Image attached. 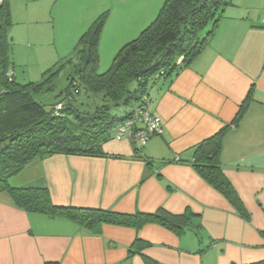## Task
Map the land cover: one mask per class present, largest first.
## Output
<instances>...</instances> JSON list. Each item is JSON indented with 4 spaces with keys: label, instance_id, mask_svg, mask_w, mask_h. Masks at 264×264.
Here are the masks:
<instances>
[{
    "label": "crops",
    "instance_id": "crops-1",
    "mask_svg": "<svg viewBox=\"0 0 264 264\" xmlns=\"http://www.w3.org/2000/svg\"><path fill=\"white\" fill-rule=\"evenodd\" d=\"M231 1L210 45L189 67L151 89L149 109L162 129L144 147L137 149L128 137L114 138L104 145L107 157L54 155L34 160L9 180L12 187L48 188L59 206L125 214L159 208L182 214L190 209L198 215L195 224L202 228L200 235L189 231L178 236L157 224L140 231L106 225L101 235H93L68 218L28 213L0 189V264L264 260V0ZM149 6L142 5L137 23L132 13L123 15L126 25L132 26L128 29L137 31L154 21L158 9ZM101 11L92 7L84 13L73 27V36L85 33ZM104 34L105 28L101 40ZM246 102L239 126L224 138L220 159L250 213L249 222L186 163L192 160L193 149L232 123ZM163 162L169 163L162 166ZM136 239L150 246L133 249Z\"/></svg>",
    "mask_w": 264,
    "mask_h": 264
},
{
    "label": "trees",
    "instance_id": "trees-1",
    "mask_svg": "<svg viewBox=\"0 0 264 264\" xmlns=\"http://www.w3.org/2000/svg\"><path fill=\"white\" fill-rule=\"evenodd\" d=\"M11 1L0 0V189L28 213L68 218L93 235H101L106 225L140 231L149 224L160 225L178 236L189 231L200 235L202 228L195 224L198 215L190 209L182 214L164 208L125 214L59 206L53 203L48 188L12 187L9 180L34 160L54 155L107 157L104 145L116 138L118 127L135 120L140 112H150L151 89L189 67L210 45L232 1L165 0L155 20L120 49L109 70L100 73L99 43L109 17L105 12L81 36L72 56L47 70L41 82L27 84L19 83L13 70ZM67 66L73 70L58 100L51 106L37 102L34 96L54 91L56 79ZM247 104L241 106L232 123L198 144L192 160L186 163L228 200L241 219L249 222L250 213L220 159L224 138L239 126ZM119 109L121 113L116 111ZM134 130L145 128L135 125ZM141 158L153 166L150 159ZM261 235L264 238V231ZM147 246L136 239L133 249ZM248 264H264V260Z\"/></svg>",
    "mask_w": 264,
    "mask_h": 264
},
{
    "label": "rangeland",
    "instance_id": "rangeland-1",
    "mask_svg": "<svg viewBox=\"0 0 264 264\" xmlns=\"http://www.w3.org/2000/svg\"><path fill=\"white\" fill-rule=\"evenodd\" d=\"M123 3H126V6ZM144 3H149V7L157 8L155 13L158 15L165 0H12V59L15 64L13 70L16 80L21 84L41 82L47 70L61 60L72 56L77 43L84 34L74 37L73 27L92 7L96 12L98 9L102 10L94 17L95 20L103 13L109 12L104 26V38L100 39L99 43V72H106L123 47L122 42L132 40L146 28L142 27L137 31H134V27L128 29L132 26L126 25L123 20L125 17L123 15L132 13L135 18L132 21L137 23L140 18H137V13L141 11ZM116 14L118 18L115 20ZM122 23L123 26H121ZM115 27H118L117 35L114 31ZM72 70L71 66H67L56 79L55 90L39 93L34 96V99L48 106L53 105L58 100L57 97L67 88L68 76ZM120 110L116 111L121 113Z\"/></svg>",
    "mask_w": 264,
    "mask_h": 264
},
{
    "label": "built area",
    "instance_id": "built-area-1",
    "mask_svg": "<svg viewBox=\"0 0 264 264\" xmlns=\"http://www.w3.org/2000/svg\"><path fill=\"white\" fill-rule=\"evenodd\" d=\"M135 125L142 126L145 130L136 132L134 130ZM161 126L158 117L148 111H143L140 112L135 120L128 121L125 125L119 126L116 131V138L128 137L132 142L136 143L137 149H140L146 145L150 136L161 133Z\"/></svg>",
    "mask_w": 264,
    "mask_h": 264
}]
</instances>
